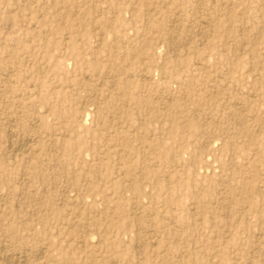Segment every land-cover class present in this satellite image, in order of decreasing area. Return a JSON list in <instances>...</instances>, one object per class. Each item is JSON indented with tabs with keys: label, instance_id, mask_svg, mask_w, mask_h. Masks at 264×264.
<instances>
[{
	"label": "rangeland",
	"instance_id": "1",
	"mask_svg": "<svg viewBox=\"0 0 264 264\" xmlns=\"http://www.w3.org/2000/svg\"><path fill=\"white\" fill-rule=\"evenodd\" d=\"M24 263L264 264V0H0Z\"/></svg>",
	"mask_w": 264,
	"mask_h": 264
},
{
	"label": "bare ground",
	"instance_id": "2",
	"mask_svg": "<svg viewBox=\"0 0 264 264\" xmlns=\"http://www.w3.org/2000/svg\"><path fill=\"white\" fill-rule=\"evenodd\" d=\"M201 7V6H200ZM202 11V10H201ZM201 15V14H200ZM173 18V17H172ZM181 20V19H180ZM168 22V21H167ZM171 22V21H170ZM178 22V21H177ZM180 22V21H179ZM167 25V24H166ZM175 30V29H174ZM175 34V33H174ZM179 34V33H178ZM175 40V39H174ZM116 45V44H115ZM179 46V45H178ZM8 117V116H7ZM12 121V120H11ZM31 123V122H30ZM9 132V131H8ZM10 135V134H9ZM8 136V135H7ZM27 136V135H26ZM10 137V136H9ZM24 138V137H23ZM18 139V138H17ZM21 140V139H20ZM26 140V139H25ZM27 140H29V139H27ZM11 141V140H10ZM21 143V142H20ZM20 146V145H19ZM18 146V147H19ZM17 148V147H16ZM20 148V147H19ZM13 157V156H12ZM93 171V170H92ZM75 185H76V183H75ZM69 198V197H68ZM39 221V220H38ZM92 233V232H91ZM90 235V234H89ZM87 236V235H86ZM85 237V236H84ZM73 238V237H72ZM66 241V240H65ZM90 242V241H89ZM50 249V248H49ZM6 260H8V259H6ZM11 261V260H10ZM15 261V260H14ZM25 262H26V260H25ZM179 262V261H178ZM26 263H28V262H26ZM25 264V263H24ZM105 264V263H104Z\"/></svg>",
	"mask_w": 264,
	"mask_h": 264
}]
</instances>
